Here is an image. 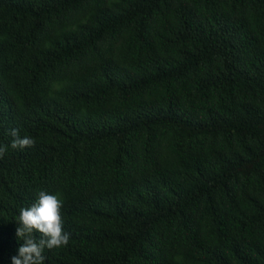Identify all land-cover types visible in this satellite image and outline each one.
Listing matches in <instances>:
<instances>
[{"label": "trees", "instance_id": "1", "mask_svg": "<svg viewBox=\"0 0 264 264\" xmlns=\"http://www.w3.org/2000/svg\"><path fill=\"white\" fill-rule=\"evenodd\" d=\"M0 149V264H264V0H0Z\"/></svg>", "mask_w": 264, "mask_h": 264}, {"label": "clouds", "instance_id": "2", "mask_svg": "<svg viewBox=\"0 0 264 264\" xmlns=\"http://www.w3.org/2000/svg\"><path fill=\"white\" fill-rule=\"evenodd\" d=\"M10 134L13 137L10 146L14 149L34 144L33 138L20 136L15 128L10 129ZM63 203L58 193L40 190L33 203L19 209L16 236L22 242L11 257V264H45V249H59L68 244L70 233L63 228ZM34 233H39V238Z\"/></svg>", "mask_w": 264, "mask_h": 264}]
</instances>
